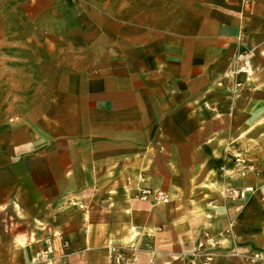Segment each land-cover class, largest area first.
Masks as SVG:
<instances>
[{
    "label": "crops",
    "instance_id": "1",
    "mask_svg": "<svg viewBox=\"0 0 264 264\" xmlns=\"http://www.w3.org/2000/svg\"><path fill=\"white\" fill-rule=\"evenodd\" d=\"M204 234L211 264H264V0H0V264L47 239L186 264Z\"/></svg>",
    "mask_w": 264,
    "mask_h": 264
},
{
    "label": "built area",
    "instance_id": "2",
    "mask_svg": "<svg viewBox=\"0 0 264 264\" xmlns=\"http://www.w3.org/2000/svg\"><path fill=\"white\" fill-rule=\"evenodd\" d=\"M252 56L251 51L239 54V69L249 71L251 66L249 60ZM239 160V157H236ZM252 165H243L240 169V173L243 174L247 169H251ZM253 191L252 186H244L243 188H229L226 190V195L236 201H244L247 198V194ZM152 198L157 204H164L169 201V195L162 191L156 190L152 191L149 187H140L138 189L137 198L141 200H146L147 198ZM71 205H76V201H71ZM212 239L208 237V234H204L203 240L198 241L192 249L186 253V264H211L214 256ZM36 262H43L45 264H53L54 254L53 247L49 239H47L44 248L39 250L36 254ZM244 256L250 263H256L264 260V254L261 251H251L244 252ZM120 255L116 254L111 259V264H119Z\"/></svg>",
    "mask_w": 264,
    "mask_h": 264
}]
</instances>
